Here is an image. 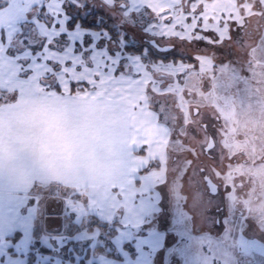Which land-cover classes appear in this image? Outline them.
Segmentation results:
<instances>
[{"label":"snow or ice","instance_id":"1","mask_svg":"<svg viewBox=\"0 0 264 264\" xmlns=\"http://www.w3.org/2000/svg\"><path fill=\"white\" fill-rule=\"evenodd\" d=\"M90 2L97 3L0 0V81L35 82L48 89L103 86L113 90L125 97L156 133L152 141L136 147L144 153L138 168L141 180L158 177L167 182L166 173L182 180L192 172L200 173L201 180L206 177L235 187L231 169L237 155L230 148V116L237 107L259 102L264 87V32L259 43L247 46V61L215 65L214 55L197 50L193 59L198 70L183 60L168 61L173 49L161 46L157 37L244 47L241 40L249 35L252 19L258 18V28L264 27L259 23L264 21V0H99V6L122 24L145 34L148 43L138 35V46L126 45L124 35L115 29L96 27L95 9L87 12ZM82 11L86 15L82 16ZM189 18L191 23L186 22ZM197 28L200 31H194ZM234 31L243 35L234 39ZM165 93L175 98L176 111L168 106L153 110L154 97ZM185 93L193 99L186 100ZM202 109H208L216 123H205ZM178 155L183 158L177 159ZM170 162L173 167L169 169ZM143 245L155 251L159 241L149 235L138 241V248Z\"/></svg>","mask_w":264,"mask_h":264},{"label":"crops","instance_id":"2","mask_svg":"<svg viewBox=\"0 0 264 264\" xmlns=\"http://www.w3.org/2000/svg\"><path fill=\"white\" fill-rule=\"evenodd\" d=\"M7 82L0 81V238H18V233L21 238L23 232L31 245L38 227L48 234H70L74 217L64 212V200L86 193L88 211L93 206L92 213L110 224L119 212L124 217L127 204L135 207L133 223L146 222L151 207L139 193L156 189L157 182L140 179L144 153L136 147L152 141L156 133L142 114L104 87L73 91ZM43 162L49 165L46 172ZM128 218L120 227L117 224V234L123 230L140 237L130 230L137 225L127 223ZM151 236L161 238L157 251L169 248L163 229ZM2 246L0 264H18L13 251L8 252L11 242L7 249ZM138 258L142 260L124 264H150L149 256ZM104 259L101 264L118 262Z\"/></svg>","mask_w":264,"mask_h":264},{"label":"rangeland","instance_id":"3","mask_svg":"<svg viewBox=\"0 0 264 264\" xmlns=\"http://www.w3.org/2000/svg\"><path fill=\"white\" fill-rule=\"evenodd\" d=\"M96 2V4L91 2L88 4L87 12L91 13L95 9L99 24L102 19H106L103 23L108 24L109 31L117 26L120 33L124 35L125 44H127L126 35H132L135 42H140L137 39L138 35L144 36V43H148L144 33H138L132 25L122 24L118 17L99 6V0ZM81 15H86V13L82 11ZM90 16V14L87 15L89 21L92 19ZM257 20L258 18L252 19L248 28L249 35L243 36L241 40L244 47L235 43L231 47L227 44L218 47L210 45L206 41L182 42L178 37L168 36L163 37L162 40L157 37V40H160L161 45L173 49V55L168 57V61L183 60L185 63L195 65L197 70L198 62L193 59L197 50H202L201 54H204L203 50H206L208 56L214 55L215 65L229 61L243 62L249 58L247 46L259 43L260 33L264 32V27L258 28ZM186 22L191 23V18ZM259 23L264 25V21H259ZM179 30V26H177V31ZM194 31H200V28ZM207 35H211V33L209 32ZM242 35L239 31L233 32L234 39L240 38ZM113 39H115V33ZM183 52H186L187 55L182 56ZM155 59L161 60L163 57ZM237 67H240L239 63H237ZM245 74L247 75V72ZM7 83L19 84L10 81ZM161 87H166V83ZM207 89L208 82L205 80L204 90L207 91ZM184 95L186 100L193 99L187 93ZM259 97V102L250 106L237 107L230 116L233 125L230 148L233 154L237 155V160L233 161L231 169L235 187L231 188L228 183L218 184L219 191L213 194L205 179H200V173L192 172L183 176L182 180H174L167 173V182L159 178L158 180H156L157 178L150 179L149 184L157 182L156 189L147 186V192L143 188L139 193L142 197L145 196L149 208L151 207V213L146 222H144L145 220L138 223L132 222L134 220L132 216H136L133 212L135 207L132 205L127 204V211L124 215L126 218L129 217L127 223L137 225L129 228L135 233L134 235L140 237L126 235L123 230L121 235L117 234L118 226L120 227L124 221L122 212L116 216V222L113 221L114 219L111 220L109 226L111 229L115 226L112 241L118 256H110L96 250L101 224L87 226V223L84 224V217L87 215L84 216V214L96 216L103 222L107 221L103 220L102 216L92 213L95 211L93 206L92 211H88L90 204L87 193L81 197H68L64 200V212L70 215L69 219L74 217V222L70 226V234L57 235L56 232L48 234L47 231L42 230L40 236H33V242L29 245L28 238L25 239L27 233L22 232L21 238L16 240L9 237L7 240L0 238V243L7 249V244L11 242L8 252L13 251L10 254L18 260V264H28V256L31 251L35 253V264H101L100 262H103L104 258L120 262L111 261L112 264H124V261L129 262L128 260L135 263V261L142 260V258H138L141 254L149 256L150 264H264V87L261 88ZM175 102V98L171 94L156 95L153 108L158 111L161 106H168L176 111L173 107ZM201 111L205 123H216L208 109ZM192 113L195 114V108H192ZM161 119H163L162 116ZM182 158V156H177V159ZM191 158L188 156V159ZM224 163L226 165L228 161ZM216 166L217 164L213 162L212 167ZM168 167L169 169L173 167L171 162ZM142 197L140 202L145 200V198L142 200ZM139 206L144 208L143 205ZM94 208H96V204ZM42 219L40 223L44 222ZM67 222L65 221V223ZM162 229L167 234L166 240L169 248L167 247L163 252L161 249L153 251L147 245L138 248L137 240L157 233L159 230L162 231ZM103 230L105 229L103 228ZM160 236L162 235L160 234ZM159 239L161 238L157 237L158 241ZM100 257L103 259L100 260ZM160 258L161 262L159 263L158 259ZM139 263L147 264L143 261Z\"/></svg>","mask_w":264,"mask_h":264},{"label":"trees","instance_id":"4","mask_svg":"<svg viewBox=\"0 0 264 264\" xmlns=\"http://www.w3.org/2000/svg\"><path fill=\"white\" fill-rule=\"evenodd\" d=\"M97 15L98 14H96V17H97ZM90 17H92V16H90ZM88 20H89V18H88ZM105 21H106V19H102V22L105 23ZM104 23L100 22V24H99L97 22L96 27H98V28L109 27L108 24H104ZM85 26H88V25H85ZM114 29H115V32L120 33V30L117 28V26H115ZM126 42H127L126 45H128V46H138V44H139L138 41L135 42L133 40V36L132 35H126ZM176 58L179 59V57H176ZM72 90L76 91L78 89L77 88H73ZM93 218L96 219V220L94 219V222H93ZM85 223H87V226H94L95 224H101V233H100V236L98 237V244L96 246V250L99 251V252L106 253V254H108L110 256L117 255L116 251L114 249L115 248L114 243L112 241V237L115 234V229H114L115 226L113 227V229H111V227L109 226L110 225L109 222L100 221L96 216H93V215H90V214H87V216L84 217V224ZM103 228L105 230H103ZM41 231H42V229H40V227L36 228L35 229V236H37V237H38V235L40 236ZM17 235L20 237L19 233ZM19 237L18 238L17 237H12V238H14L16 240V239H19ZM72 245H74V244H72ZM49 251H51V250H49ZM28 257H29L28 258V264H35L34 263V261H36L35 253L31 251L29 253Z\"/></svg>","mask_w":264,"mask_h":264},{"label":"water","instance_id":"5","mask_svg":"<svg viewBox=\"0 0 264 264\" xmlns=\"http://www.w3.org/2000/svg\"><path fill=\"white\" fill-rule=\"evenodd\" d=\"M205 180H206L207 186L209 187L210 192L213 194L218 193L219 185L217 183H214L211 179H207L206 177H205Z\"/></svg>","mask_w":264,"mask_h":264},{"label":"clouds","instance_id":"6","mask_svg":"<svg viewBox=\"0 0 264 264\" xmlns=\"http://www.w3.org/2000/svg\"><path fill=\"white\" fill-rule=\"evenodd\" d=\"M41 167L45 170V172L47 171V169H48V167H49V165H48V162H43L42 164H41Z\"/></svg>","mask_w":264,"mask_h":264},{"label":"built area","instance_id":"7","mask_svg":"<svg viewBox=\"0 0 264 264\" xmlns=\"http://www.w3.org/2000/svg\"><path fill=\"white\" fill-rule=\"evenodd\" d=\"M56 194H59V190L56 191Z\"/></svg>","mask_w":264,"mask_h":264},{"label":"flooded vegetation","instance_id":"8","mask_svg":"<svg viewBox=\"0 0 264 264\" xmlns=\"http://www.w3.org/2000/svg\"><path fill=\"white\" fill-rule=\"evenodd\" d=\"M161 46H163V45H161ZM163 47H166V46H163Z\"/></svg>","mask_w":264,"mask_h":264}]
</instances>
